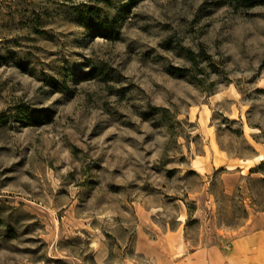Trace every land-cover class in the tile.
Segmentation results:
<instances>
[{
    "label": "rangeland",
    "instance_id": "374dc122",
    "mask_svg": "<svg viewBox=\"0 0 264 264\" xmlns=\"http://www.w3.org/2000/svg\"><path fill=\"white\" fill-rule=\"evenodd\" d=\"M0 221V264H264V4L0 0Z\"/></svg>",
    "mask_w": 264,
    "mask_h": 264
},
{
    "label": "trees",
    "instance_id": "16d2710c",
    "mask_svg": "<svg viewBox=\"0 0 264 264\" xmlns=\"http://www.w3.org/2000/svg\"><path fill=\"white\" fill-rule=\"evenodd\" d=\"M235 4V7L237 6H242V7H247V6H251L253 4H264V0H232ZM188 57L193 60L194 59V54L192 51H188ZM24 107V113L26 114V118L30 121L33 122L34 124H40L41 119L40 117H33L30 115L29 113V109L27 106H23ZM1 224V221H0Z\"/></svg>",
    "mask_w": 264,
    "mask_h": 264
},
{
    "label": "crops",
    "instance_id": "0c3cea01",
    "mask_svg": "<svg viewBox=\"0 0 264 264\" xmlns=\"http://www.w3.org/2000/svg\"><path fill=\"white\" fill-rule=\"evenodd\" d=\"M263 234V238H262V241H263V244H262V246L261 245H255V241H257V239H258V241H257V243L259 244V243H261V237H259V238H257L255 235H252V236H249V235H246L245 237H241L240 239H239V242H241V243H243L244 241L245 242H247V251L248 252H253V253H257V256H260L261 255V253L262 254H264V233H262ZM249 238H252V240H253V244H254V247L253 248H251V247H249L251 244H249V241L251 240V239H249ZM248 258H249V256H248ZM253 258H256V254L253 256ZM254 260H256V259H254Z\"/></svg>",
    "mask_w": 264,
    "mask_h": 264
}]
</instances>
